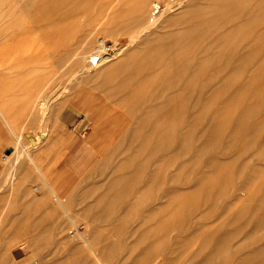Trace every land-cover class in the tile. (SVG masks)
Returning a JSON list of instances; mask_svg holds the SVG:
<instances>
[{
    "label": "bare ground",
    "instance_id": "obj_1",
    "mask_svg": "<svg viewBox=\"0 0 264 264\" xmlns=\"http://www.w3.org/2000/svg\"><path fill=\"white\" fill-rule=\"evenodd\" d=\"M80 1L56 0L52 7L41 5L40 0H0V118L15 140L3 160L13 169L26 162L32 169L22 173L18 193L29 196L26 203L49 206L53 216H47V221L51 217L48 226L57 229L69 252L78 254L72 264H112L106 257L116 263L117 244L125 250L119 253L121 257L125 252L131 255L125 253L121 264H157L159 259L162 264H264V0H213L205 7L198 2L199 8L187 7L180 13L175 11L185 5L184 0H169L161 16L152 22L147 17L150 0H104L106 11L101 5L102 10H98L102 13L97 16ZM79 14L88 15L91 26L86 30L79 31L74 23ZM51 18L63 30L57 40L49 30L37 33L38 27ZM103 24L113 34L124 25L128 34L109 46L105 35H96ZM45 58L53 69L56 64L58 67L45 84L35 85V75ZM68 74L72 79L73 75L81 80L84 77L87 84L102 76L99 85L113 90L100 88L108 96L117 86L108 97L112 103L122 101L119 106L123 109L131 100L118 99L127 93L125 88L131 84L145 87L137 86L142 90L138 92L133 90L135 85L131 86L129 94L136 92L129 97L133 105L129 102L130 107H125L131 115L142 110L136 117L137 134L131 129L138 147L118 163L120 172L110 179L112 185L103 193L105 198L120 195L122 209L143 208L144 212H122L119 218L118 211L90 209V220L82 218L74 209L76 200L57 190L34 155L32 148L41 135L30 134L24 139L25 134L17 132L8 116L2 101L5 98H9L11 108L23 100L25 119L47 116L55 86L62 85ZM103 75L106 79L109 75V84ZM53 79L57 84L51 83ZM17 88L22 94L17 95ZM84 91L77 96L83 97ZM89 109L85 113L93 124L109 129L119 124V118L108 114L105 107ZM68 187L64 185L63 190ZM36 190L42 192L40 197L33 195ZM139 192H144L143 200H139ZM135 195L137 199L132 201ZM124 197L131 200L127 202ZM34 212L20 219L19 225L10 224L16 225V233L17 226L22 228L21 233L27 236L23 240L29 242L39 238L33 235L30 239L33 232L29 226L37 218ZM43 213L46 218L48 213ZM104 219L114 227L98 232L91 228L94 221ZM36 222L34 230L42 226L39 219ZM178 225L181 233L174 234ZM132 230L139 241L124 238L125 232ZM16 233L15 238L23 235ZM12 235L9 241L14 239ZM116 237L126 245L119 244ZM128 240L137 242L132 247Z\"/></svg>",
    "mask_w": 264,
    "mask_h": 264
},
{
    "label": "rangeland",
    "instance_id": "obj_2",
    "mask_svg": "<svg viewBox=\"0 0 264 264\" xmlns=\"http://www.w3.org/2000/svg\"><path fill=\"white\" fill-rule=\"evenodd\" d=\"M171 1L175 2L176 0H171ZM214 1H216V0H214ZM214 1L213 0H206V1L205 0H202V1L201 0H187V1L184 0L185 5L182 6L180 9H178L175 12H179L180 13V12H182L185 9H188V8L189 9L190 8L193 9L194 6H197V8H199V6H201V7L204 6L205 7L209 3H213ZM250 1H252V0H246V2H250ZM80 2H81V5L85 4V7H88V9L91 12L93 11L92 13H94V14H92V16L95 15L96 13L101 15L102 11L100 12L99 10L104 9V12L106 11V6L104 8L103 4L105 2H107V0L105 2H104V0H81ZM89 2H90V4H89ZM168 2H169V0H150L149 3H148V14H147V17H149L150 20L153 19V21L157 20L161 16V13L165 10ZM198 2H200V5L198 4ZM55 3H56V0H40V4L41 5H48V6H52L53 7V6H55ZM86 3H87V5H86ZM203 4H205V5H203ZM101 5L103 7H102V9H99V8H101ZM157 5L159 7V11L156 12V10H154L153 12H151V9H153ZM94 10L96 12H94ZM97 14H96V16H97ZM193 16H195V13L193 14ZM87 17H88V15H87ZM87 17L85 18L84 14L83 15L79 14L77 16L76 20L74 21V23L78 27L79 31H80V28H82V29L85 28V30H86L88 28L87 26H89V27L91 26V23L89 22L90 23V25H89L88 22H87ZM77 19H79V21ZM151 22H152V20H151ZM82 23H83V26H81ZM96 23H95V21L92 22V24L94 26H95ZM93 25H92V27L94 28ZM100 27L101 28L98 27V29H97L98 31H97L96 35H98V36H104L105 35L107 44L109 46L113 45L114 41H116V40L119 41L117 38L120 39L123 36H126L128 34L127 33L128 31H126L127 27H125L124 25L120 26L119 30L115 34L109 32L108 30H106V24H103ZM37 30H38L37 33H40V34L44 30H46V31L49 30L50 32H52V37H55L56 40L59 38L60 33L63 32V30H60V29L57 28V23H56V21L53 18L44 21L42 26H41V28L38 27ZM2 39H3V35H0V40H2ZM72 39H74V36L71 37V39H68L67 42L65 41V43L67 44L68 42L73 41ZM9 50H10L9 52L12 51V49H9ZM44 50L46 52L45 48H44ZM59 50H60V48H59ZM54 52L57 53L58 49L55 48ZM12 54H15V51H13ZM48 64L49 63H48L47 58H45L41 62V64H40L41 71L38 74L35 75V80H34V84L35 85L36 84L38 85V83H40L41 86H42L43 84L46 83V80L48 78H50V76H52V74H54V72L56 71V69L58 67V64H56L55 69H53ZM103 76L105 78L104 80H106V82H107L109 75L107 76V79H106V75H103ZM71 77H72V74H70V75L68 74L65 77L64 81L62 82V85L61 84L59 85V84L56 83V82H58L57 79H53L51 81V83L53 85L57 84L55 86L56 95L54 94L53 97L51 98V101H52V102L50 101L51 102V108L47 112L48 115L44 116L43 118L33 117L31 119L30 118L29 119H25L26 118V115H25L26 113L24 112L25 104L23 103V100H21V101L17 100V103L14 102L12 108L8 104L9 98H5V99L2 100L3 103H5L3 105L5 106V109H6L7 113H8V116L13 121L17 132H21L22 131L23 134H25V136L23 135L24 139H26V137L28 138V136L30 134H35L36 137L41 135V138L39 139L38 143L36 144L37 146L35 145L32 148V150H34V148H35L36 151L34 150V153L36 152V154H34V155L37 158V161L43 167V169L47 173L49 171V173L47 175L50 177V179H51V176L55 172H57L58 168H59V167H53L51 164H48V161H51V158H52L51 155L52 154H54V155L56 154V151L54 149H56V146L58 145V142L56 143L57 139L60 138L58 136V134L61 133V131H62V129L64 127L65 128L68 127V128H70V130L74 131L72 129V126H75V124H76V122H75V123H72V124L63 125L62 122H61V114H62L63 110L66 108V106L68 105V103H70V104H73V103L74 104H79L78 106L81 109H83L81 111H83L84 114H85V110H87L86 108L90 104L93 105V103L96 102L97 100H105L107 103H110V105L111 104H115L116 106L117 105L118 106L119 105L122 106V104H120V103H122V101L120 102L119 100H116L117 102H119V104L114 103V102L112 103V101L109 99L111 97H108L110 94H113V92L116 91L115 87H117V86L114 87V85L117 82H115L114 85H113L114 91L113 92H108L109 94L107 96V92H105V91H109V90L111 91L112 88L109 89L111 87L110 86V87H107L108 90H106L101 85H99L100 83H98V81L100 79H103L102 76L99 78L98 81L95 80L97 82L94 81V83H96V85L93 82L91 83V81H90L91 84L90 83L87 84V82H85L86 79L84 77H83L82 80H81V78L74 77V75H73V79ZM74 78H76V79H74ZM68 80H69L70 84L69 83L66 84V82H68ZM123 82L126 83V81H122V83ZM127 82H129V81H127ZM107 83L109 84V80H108ZM124 83H123V85H126ZM58 85L60 87H58ZM91 85L92 86L95 85V86L92 87ZM134 85H135V88H133ZM134 85L131 84L130 86L128 85V87L125 88L126 92L128 93L129 96H127V93L125 94L123 92V90H122L123 93L120 95V97H118V99L119 98L120 99L124 98L126 100V102L128 100H130V99L132 100V98H129V97H130V94L132 92L136 94V92L133 91L134 89H135V91L138 90V92H142V90H144V88H145V87L142 86L143 87V89H142L141 85H140L141 88L137 84H134ZM120 86H122L121 83H120ZM137 86L140 89H142V90L140 91ZM100 87L103 88L105 91L102 90ZM130 87L133 88V90L129 94V91H131ZM87 88H89V91L88 92L84 91ZM35 89H36V86L32 87L30 92L34 91ZM122 89H123V87H122ZM61 91H64V93L61 92ZM82 91H84L86 93L83 94V97H78L77 94L79 92H82ZM15 92L18 95L19 93L22 94L23 91H22L21 88H17V90ZM123 94L126 95L127 97L124 96ZM135 94H131V96L135 95ZM72 96H73V98L71 100H69V98L72 97ZM55 97H57V98H55ZM126 98H128V99H126ZM16 99H20V98L17 97ZM131 100L128 101V104H126V106H125L126 108L130 107L129 102H131L130 104L133 103V101H131ZM123 105H124V102H123ZM120 106H119V109L121 108ZM125 107H124V109L123 108L120 109L121 112L123 111L124 113L121 116L122 117V120H121L122 122H121V126L119 127L117 132L116 133L114 132L115 134L111 133V134H108V135L96 136V138L98 139V142L100 144L99 146H100V150H101V155H100V158L94 164V166L82 177H69L68 175H64L63 181L66 180V181H68V183H66V184H69L68 190H65V191L63 190V187L66 184H62L63 181L61 183H59V180L57 181V179L59 177L58 178L55 177V180H52V182L56 186L57 190L59 192H61V194L65 195L68 199H71V200H74V201L76 200V202L73 203V206H74V209L76 211H78L80 214H82V218H89V220H90V217H87V214H89L90 209H96V211L98 210V212H100V213H105L106 211H109V210L118 211L117 214H118L119 218L121 217V213L122 212L124 213V212L131 211V210L136 211V212H144L145 211V209H143V208H134V209H132V208H129L128 206L123 207L124 209H122V206H121V202H122L121 200L122 199L120 198V195L114 194V195H110L108 198L103 197V193H104L105 189L109 188L112 185L111 184L112 182H111L110 179H112L113 176H115L116 174H118V172H120V168L118 166V163L119 162L122 163L123 161H125L126 157H127L126 154L130 156L132 154L131 151H133V150L135 151L136 148L138 147L137 146L138 145L137 144L138 141L136 142L135 141L136 138H135L134 142L136 144L133 142V135L132 134H135V133L137 134L136 125H138V123H137L136 120H138V118H136V117H140L139 115L142 113V110L139 111V114H137V112H136V114H132L131 115L130 112L127 113V111H125ZM53 115H54V118H53ZM132 116H134V118ZM126 124H127V127H125ZM90 125H91V127H94L92 124H90ZM134 126H135V128H134ZM128 127H129V129H128ZM132 128L136 129V131H135V133L133 132L131 134V132H132L131 129ZM50 129H52L53 131L50 130ZM0 132H1L0 134H3L7 138V141L3 144L4 147H1V149H0V264H33L34 262H36V263L37 262H43L44 264H58L59 262H62V263H65V264H72V261H73L74 257H76L78 254H75V253H73L71 251L69 252L68 251L69 247L66 245L67 243L64 242L65 243L64 244L62 241L59 240L57 229H55L53 226H50V225L48 226V221H49V219H51V217H49V219L47 221V216L48 215L49 216H53V215L49 214V212L52 213V210L51 211L49 210V206H47V208H46L45 206L47 204L44 205L41 202L40 203L43 205V207L42 206L40 207V205H41L40 203H37V205L39 204L38 206L34 205L36 203L33 204V202L31 204H30V202L26 203V201L27 202L29 201L28 200L29 196L24 195V193L23 194L22 193H18L19 190H18V187H16V186L18 185V182L20 181L21 176L23 175L22 173L28 172V170H32V169H31V166H30V164L28 162H26L27 164L26 163H23V164L19 163V166L17 168L13 169L12 167H9L7 165L8 164L7 161L5 162V160H3V157L6 154H10L11 153L12 149H11L10 146L13 144L12 142H14L15 140L13 138L12 132L10 131L9 127L7 126V124L5 123V121L2 118H0ZM41 145H43L45 148L43 146H41ZM40 146L43 147V149H42L43 151L40 150L41 149ZM130 146L132 148H129ZM134 146H136V148ZM47 148H48V150H47ZM133 148H135V149H133ZM129 149H131L130 152H129ZM46 152L48 153L47 155H46ZM128 152H129V154H128ZM107 153H108V155H107ZM47 164L50 165V166L46 167L45 165H47ZM116 165L118 166L117 170L116 169L114 170ZM152 167H153V165H152ZM51 171H52V173H51ZM57 174L58 173H56V176H57ZM70 190L73 192L72 193L73 195L70 194L71 193ZM41 193H42L41 191L36 190L33 195L37 196V197L39 195V197H40ZM138 194H139V196H141V198H139V200H143L144 192H139ZM70 195H71V197H70ZM136 196L137 195H135V197H133L134 200H132V201H136L135 200V199H137ZM142 196H143V198H142ZM124 199H125V197H124ZM125 200L128 202L131 199L129 197V198L125 199ZM26 204H29V205H26ZM90 205H91V207H89ZM75 206H77V208H75ZM50 209H51V206H50ZM30 211L32 213H35L34 211L37 212L36 213L37 214V218L35 219V222H36V220L38 221V219L42 222V224H41L42 226L41 227L39 226V228H37L38 230L32 229L33 225L35 226L34 228H36V225H37L38 222L35 223L33 221L34 224L29 226L30 231H32L33 233L31 232L32 233L31 236H30L31 238L30 237H28V238L32 239L34 237L33 235H35V237L38 235L37 238L39 237L36 240H35V238L33 240H31L32 242L30 241L31 243H33V241L35 240L33 246L29 245L30 242H29L28 239H26V240L24 239L23 240V238L25 237V235H24L25 233H21L22 232L21 231L22 228H19L17 226V231L19 233L18 232L16 233V229H15V226L19 225L18 221L20 219H23V218H24L23 220H25V218L28 217L27 213H29ZM43 212L48 213V214L45 213L46 214V218H44L45 216H43L44 215ZM14 214L18 215V217L16 216L17 218H15V220H13L14 217H15ZM41 216H43L44 220L46 219L45 220V222H46L45 224L46 225L44 224V220L43 221L41 220L42 219ZM12 221H13V223L16 224L15 226H11L10 225ZM8 225H10L11 227L8 226ZM43 225H45L47 230L45 228H44L45 230H43V227H44ZM112 227H114V225H112L110 223V221L107 220V219L94 221L92 223V225H91V228L94 231H96V232L104 231V230H107L108 228H112ZM117 227H119V225H117ZM131 229H132V227H130L129 232H131ZM33 230L36 231V232H34ZM115 231H117V230H114L112 233H116L114 235L118 236L117 235L118 231L117 232H115ZM129 232L128 231L125 232L126 233L125 236L127 234H129ZM15 233L17 235L21 233L24 236L23 235H18V237L15 238L16 237V236H14ZM132 233H134L133 230H132ZM132 233H130L129 236L128 235L126 237L124 236V238H126V240H127V238L129 237L130 241H131V239L135 238L137 241H139V239L135 235V233L133 234V236L135 235L133 238L130 237V235L132 236ZM173 233L174 234H180L181 233V226H179V225L176 226L175 230L173 231ZM11 235L14 237V239H16V240L11 239V240L15 241L14 244H13V242L11 240L9 241V239L12 238ZM114 235H112L111 237L112 238L115 237ZM20 238H22V241L20 240ZM115 239L119 243V241L117 240L118 238L116 237ZM27 240H28V242L26 243ZM130 241L128 243H130ZM125 242L126 241H121L123 246L126 245V244H124ZM20 243H23V244L26 243V244L22 248V247H20ZM121 243H119V244H121ZM135 243L131 242L130 244L133 247V244H135ZM11 244H12V246H11ZM130 244H127V248L129 249V251H130V249H132V248H130L131 246L128 247V245H130ZM146 244H148V242H146ZM122 245H121V247H123ZM13 246H14V248H13ZM116 246L114 247L115 249L114 248L113 249L115 250V253H118V255H116L115 253H114V255L117 258L116 261L118 263H120V260H121L120 258H122V260H123V258H124L123 256H125L126 252L121 254L122 255V257H121L119 255V253H121L124 250V248H122V251H121L120 250L121 248L119 249V247H116ZM64 250H66V251H64ZM117 250L119 252H116ZM67 252H68V254H67ZM131 253L133 255V251L132 250H131ZM134 254L136 255L137 253H134ZM114 255H113V252H112V257H115ZM126 256H128L127 253H126ZM129 256H131V255L129 254ZM106 258L105 259L110 261V263L117 264V262L114 263L115 261L112 262L114 260L113 258L110 257L109 258L110 260L108 259V257H106ZM118 258H119V260H118ZM36 260H39V261H36ZM152 260H156V258H152ZM159 260L160 261L157 264H162V263H160L162 261V259H159ZM171 264H179V263H171Z\"/></svg>",
    "mask_w": 264,
    "mask_h": 264
},
{
    "label": "crops",
    "instance_id": "obj_3",
    "mask_svg": "<svg viewBox=\"0 0 264 264\" xmlns=\"http://www.w3.org/2000/svg\"><path fill=\"white\" fill-rule=\"evenodd\" d=\"M90 105L86 109L90 108L95 110L100 106L102 108L105 107V111L108 114H114L120 119H118L119 121L116 119V122H119V124L114 129L106 128L108 126L104 127L95 122L93 124L86 113L84 114L83 111H81L83 109L74 103L68 104L61 114V122L63 125L76 122V130L72 131L70 128L64 127L61 133L58 134L60 138L57 139L56 143L58 142V145L56 149H54L56 154L51 155L52 158L51 161H48V164L59 168L58 171L51 176V181L55 180V177H59L57 181L59 180V183H61L64 175H69V177L84 176L94 166L101 155L100 144L96 136L116 133L121 126L123 111L121 112L120 109H116V105H110V103H107L105 100H99L94 102L93 105ZM90 124L94 127H91ZM6 141L7 138L3 134H0V149L4 147L3 144ZM48 164L45 166L49 167L50 165ZM56 173H58L57 176ZM66 183H68L66 180L62 182V184Z\"/></svg>",
    "mask_w": 264,
    "mask_h": 264
},
{
    "label": "built area",
    "instance_id": "obj_4",
    "mask_svg": "<svg viewBox=\"0 0 264 264\" xmlns=\"http://www.w3.org/2000/svg\"><path fill=\"white\" fill-rule=\"evenodd\" d=\"M154 10H156V12L159 11V7L158 6H155V9ZM72 129L73 130H76V126H72Z\"/></svg>",
    "mask_w": 264,
    "mask_h": 264
}]
</instances>
